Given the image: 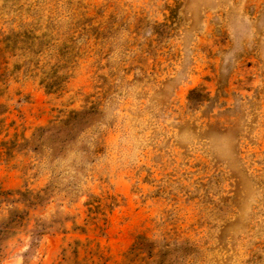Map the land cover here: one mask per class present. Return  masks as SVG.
<instances>
[{
    "label": "rangeland",
    "instance_id": "obj_1",
    "mask_svg": "<svg viewBox=\"0 0 264 264\" xmlns=\"http://www.w3.org/2000/svg\"><path fill=\"white\" fill-rule=\"evenodd\" d=\"M2 221L0 264H264V0H0Z\"/></svg>",
    "mask_w": 264,
    "mask_h": 264
},
{
    "label": "trees",
    "instance_id": "obj_2",
    "mask_svg": "<svg viewBox=\"0 0 264 264\" xmlns=\"http://www.w3.org/2000/svg\"><path fill=\"white\" fill-rule=\"evenodd\" d=\"M68 122H67V124H68ZM62 128L63 127H61V126H54L53 125V126H51L49 128H39L38 132H40V134H47V133H51L54 130H57V132H59L60 130H62ZM6 194H8V192ZM19 194L22 197H27V200L29 201V204H37V201L40 198L39 192L38 193H33L32 191H27V192H20L19 191ZM8 225H9V222H5V221L0 222V242H1V240H3V238L5 236H7V233L9 232ZM138 240H139L138 245H139V248H141V250L146 248V247H150L151 248V246H154V247L156 246L154 242H151L145 236H138L137 237V241ZM147 253H148L149 258H152L154 256H157L160 252L155 253L154 251L148 250ZM159 256H161V255H159ZM158 262H157V264H158ZM153 263H154V261H153Z\"/></svg>",
    "mask_w": 264,
    "mask_h": 264
}]
</instances>
